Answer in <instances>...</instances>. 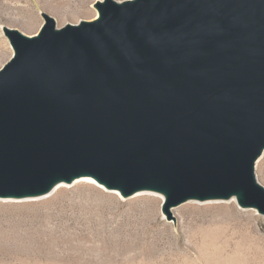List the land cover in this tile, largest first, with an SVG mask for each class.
Here are the masks:
<instances>
[{
  "label": "water",
  "instance_id": "obj_1",
  "mask_svg": "<svg viewBox=\"0 0 264 264\" xmlns=\"http://www.w3.org/2000/svg\"><path fill=\"white\" fill-rule=\"evenodd\" d=\"M44 14L0 67V197L89 176L162 212L235 197L264 216V0H97Z\"/></svg>",
  "mask_w": 264,
  "mask_h": 264
},
{
  "label": "rangeland",
  "instance_id": "obj_2",
  "mask_svg": "<svg viewBox=\"0 0 264 264\" xmlns=\"http://www.w3.org/2000/svg\"><path fill=\"white\" fill-rule=\"evenodd\" d=\"M96 1L0 0V67L14 52L5 28L32 35L44 14L57 27L93 19ZM255 173L264 184V155ZM65 184L0 199V264H264V216L234 198L185 201L167 219L161 193Z\"/></svg>",
  "mask_w": 264,
  "mask_h": 264
},
{
  "label": "bare ground",
  "instance_id": "obj_3",
  "mask_svg": "<svg viewBox=\"0 0 264 264\" xmlns=\"http://www.w3.org/2000/svg\"><path fill=\"white\" fill-rule=\"evenodd\" d=\"M97 15H98V12H96V15L94 16V18L95 17H97ZM264 155V149L262 150V152H261V154L258 156V158H257V160L255 161V166H256V164H257V162L259 161V159L262 157ZM86 181H91V182H93L94 184H96L97 186H99V187H103L102 185H100V184H98L95 180H94V178H92V177H89V176H79V177H75L74 179H72V181H70V182H64V181H59V182H57V183H55L54 185H53V187L49 190V192L48 193H46V194H43L44 195V197L45 196H47V195H49V194H51L53 191H55L56 189H58L59 190V188H61V187H64V186H66V187H69V185L68 184H65V183H71V184H73V183H75V184H79V185H82L81 183L82 182H86ZM70 184V185H71ZM103 188H105V187H103ZM106 189V188H105ZM107 190H111V191H115V190H112V189H107ZM142 191H151V190H142ZM117 192V191H116ZM139 192H141V191H138V192H135L134 194H132V195H137ZM118 193V192H117ZM43 195H40V196H43ZM121 196V195H120ZM131 196V195H130ZM123 197V196H122ZM129 196H127L126 198H128ZM5 199V198H16V197H0V199ZM232 198H235V197H232ZM229 199H231V198H229ZM164 200V196H163V198H162V201ZM190 200H192V201H206V200H214V199H206V200H197V199H190ZM187 201H189V200H187ZM236 202V201H235ZM183 203V202H182ZM181 203V204H182ZM181 204H178V205H176V206H171L170 207V211L172 212V213H175V211H174V208H176V207H178L179 205H181ZM237 204V203H236ZM242 208H244V207H242ZM254 209V208H253ZM257 212V211H256ZM163 215L164 216H166V214H164L163 213ZM167 217V216H166ZM164 218V217H163Z\"/></svg>",
  "mask_w": 264,
  "mask_h": 264
}]
</instances>
